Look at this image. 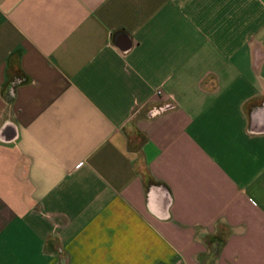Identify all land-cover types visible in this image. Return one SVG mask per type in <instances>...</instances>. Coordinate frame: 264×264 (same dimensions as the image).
<instances>
[{
  "label": "crops",
  "instance_id": "crops-1",
  "mask_svg": "<svg viewBox=\"0 0 264 264\" xmlns=\"http://www.w3.org/2000/svg\"><path fill=\"white\" fill-rule=\"evenodd\" d=\"M0 264H264V0H0Z\"/></svg>",
  "mask_w": 264,
  "mask_h": 264
},
{
  "label": "built area",
  "instance_id": "built-area-1",
  "mask_svg": "<svg viewBox=\"0 0 264 264\" xmlns=\"http://www.w3.org/2000/svg\"><path fill=\"white\" fill-rule=\"evenodd\" d=\"M158 93L160 94L161 93V90H158Z\"/></svg>",
  "mask_w": 264,
  "mask_h": 264
},
{
  "label": "trees",
  "instance_id": "trees-1",
  "mask_svg": "<svg viewBox=\"0 0 264 264\" xmlns=\"http://www.w3.org/2000/svg\"><path fill=\"white\" fill-rule=\"evenodd\" d=\"M219 244H220V242H218V245H219ZM218 245H217V246H218ZM217 250H218V248H217Z\"/></svg>",
  "mask_w": 264,
  "mask_h": 264
}]
</instances>
